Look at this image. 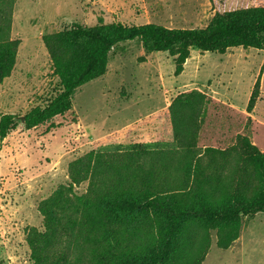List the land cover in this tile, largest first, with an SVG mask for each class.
<instances>
[{
    "label": "rangeland",
    "instance_id": "1",
    "mask_svg": "<svg viewBox=\"0 0 264 264\" xmlns=\"http://www.w3.org/2000/svg\"><path fill=\"white\" fill-rule=\"evenodd\" d=\"M254 1L0 0V26L10 24V39L21 40L15 68L0 83V118L16 117L15 129L0 141V264H35L34 250L55 239L53 219L74 222L84 215L91 193L87 182L72 183L74 161L89 153L180 152L175 130L193 128L190 108L182 103L186 94L204 96L191 102L201 112L196 149H226L247 135L264 152V51L256 49H193L176 75L168 53H147L139 40L121 43L110 53L107 73L74 93L69 112L27 129L25 114L62 91L43 36L74 24L205 28L216 13L247 9ZM257 84L259 97L249 113ZM46 206H53L51 217L42 213ZM216 242L211 231L202 264H264V214L244 218L229 249Z\"/></svg>",
    "mask_w": 264,
    "mask_h": 264
},
{
    "label": "trees",
    "instance_id": "2",
    "mask_svg": "<svg viewBox=\"0 0 264 264\" xmlns=\"http://www.w3.org/2000/svg\"><path fill=\"white\" fill-rule=\"evenodd\" d=\"M9 32L10 24L0 26V83L11 76L21 44L10 39ZM134 40L147 53L174 57L176 75L183 72L193 49L219 54L232 48L264 51V0H255L247 9L216 13L205 28L74 24L44 35L62 91L47 106L25 114V127L33 129L69 112L74 93L107 73L112 50ZM258 97L257 84L249 113ZM193 99L201 102L204 96L192 92L183 97L195 130H175L180 152L89 153L71 163L72 183L87 182L91 193L84 215L74 222L54 218L55 239L34 250L35 264H202L211 231L217 247L227 250L240 237L244 218L264 214V152L247 135H239L226 149H196L201 112ZM15 119L1 116L0 141L15 129ZM180 154L188 159L181 160ZM42 213L51 217L53 206L43 207Z\"/></svg>",
    "mask_w": 264,
    "mask_h": 264
}]
</instances>
